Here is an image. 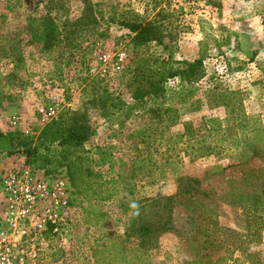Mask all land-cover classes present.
<instances>
[{
	"label": "rangeland",
	"instance_id": "1",
	"mask_svg": "<svg viewBox=\"0 0 264 264\" xmlns=\"http://www.w3.org/2000/svg\"><path fill=\"white\" fill-rule=\"evenodd\" d=\"M10 1L0 0L1 43L26 36L25 20L49 0H21L13 10ZM66 1L67 16H53L59 28L77 14ZM92 3L94 29L48 54L26 44L15 77L8 76L11 57L0 64V133L36 141L66 112L83 113L91 130L73 152L85 159L88 187L80 193L70 187L60 234L48 230L27 264H264V0ZM127 12L153 22L160 41L133 46ZM142 58L158 71L202 58L203 75L166 80L160 97L128 112L106 114L92 103L111 97L134 106L138 84L130 80ZM184 123L218 130L206 139L216 151L197 159L184 152ZM47 158L33 166L23 154L0 153V184L24 166L66 173L57 148ZM0 264L10 262L0 256Z\"/></svg>",
	"mask_w": 264,
	"mask_h": 264
},
{
	"label": "trees",
	"instance_id": "2",
	"mask_svg": "<svg viewBox=\"0 0 264 264\" xmlns=\"http://www.w3.org/2000/svg\"><path fill=\"white\" fill-rule=\"evenodd\" d=\"M12 1L15 3L12 4ZM12 1L9 2V10H13L21 3V0ZM73 2L77 11V14L74 15L76 17L69 19L61 28L55 23L53 16H67V1L49 0L43 4V10H34L25 20L26 36H17V38L4 40L3 43L0 42V64L1 61L4 63L3 61L6 59L9 60V57H11L10 64H14L13 72L11 71L8 76L15 77L14 70L24 61L22 50L26 44L27 46L33 45L35 50L37 49L40 53L48 54L64 42L68 45L70 37H73L80 30L94 29L98 25L96 5L92 3V0H73ZM127 16H133L131 21L124 23L125 27L132 33L130 42L133 46L138 47L160 41L158 27L153 22L139 20V15L134 12H127ZM36 20L41 22L35 28L31 22ZM8 46L13 50L11 55L8 52ZM202 61L203 59L199 58L191 63L185 62L184 68L180 70H173L170 66H164L158 71L152 68L151 58H142L138 61L133 73L134 76L130 80V85L138 84L134 88L131 98L136 101L134 106L128 107L126 101L111 97L104 100L94 98L92 103H99L101 110L105 111L106 114H113L124 108L128 112L145 99L160 97L164 93L166 80L197 81L203 75ZM84 121L85 116L80 112L61 114L57 120H52L44 126L36 141L19 132L0 133V153L7 155L23 154L25 165L37 166L39 161L49 162L47 152L54 146L59 150L60 157L65 163L64 167L70 187L80 193L81 186L88 187V180L84 176L83 167L85 159L73 155V152L81 150L90 137L91 130ZM217 131L214 127L209 128L208 126L204 130H195L192 123H184L183 134L180 136L185 138L186 142L183 151L188 150L189 155L194 159L210 156L216 151V148L207 143L206 139L214 137L215 134H218ZM35 142L42 147L45 153H38L39 147ZM141 229L144 231L142 235H146L150 227L142 226ZM185 264H207V262L195 260Z\"/></svg>",
	"mask_w": 264,
	"mask_h": 264
},
{
	"label": "built area",
	"instance_id": "3",
	"mask_svg": "<svg viewBox=\"0 0 264 264\" xmlns=\"http://www.w3.org/2000/svg\"><path fill=\"white\" fill-rule=\"evenodd\" d=\"M65 174H45L24 166L3 177L0 256L10 264H27L28 260L35 259L33 246L45 244L44 235L48 230L51 234H60L62 211L68 206L70 194Z\"/></svg>",
	"mask_w": 264,
	"mask_h": 264
},
{
	"label": "clouds",
	"instance_id": "4",
	"mask_svg": "<svg viewBox=\"0 0 264 264\" xmlns=\"http://www.w3.org/2000/svg\"><path fill=\"white\" fill-rule=\"evenodd\" d=\"M132 207H136V205H135V204H133V205H132Z\"/></svg>",
	"mask_w": 264,
	"mask_h": 264
}]
</instances>
